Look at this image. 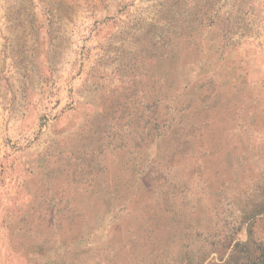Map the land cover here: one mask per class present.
<instances>
[{
  "label": "rangeland",
  "instance_id": "obj_1",
  "mask_svg": "<svg viewBox=\"0 0 264 264\" xmlns=\"http://www.w3.org/2000/svg\"><path fill=\"white\" fill-rule=\"evenodd\" d=\"M261 246L264 0H0V264Z\"/></svg>",
  "mask_w": 264,
  "mask_h": 264
},
{
  "label": "trees",
  "instance_id": "obj_2",
  "mask_svg": "<svg viewBox=\"0 0 264 264\" xmlns=\"http://www.w3.org/2000/svg\"><path fill=\"white\" fill-rule=\"evenodd\" d=\"M240 264H244V263H240ZM247 264H264V246H261V251L251 262Z\"/></svg>",
  "mask_w": 264,
  "mask_h": 264
}]
</instances>
